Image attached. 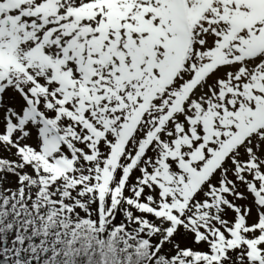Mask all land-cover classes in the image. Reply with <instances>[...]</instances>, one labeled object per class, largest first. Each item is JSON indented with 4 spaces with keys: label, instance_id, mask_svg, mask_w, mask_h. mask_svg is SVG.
Here are the masks:
<instances>
[{
    "label": "snow or ice",
    "instance_id": "snow-or-ice-1",
    "mask_svg": "<svg viewBox=\"0 0 264 264\" xmlns=\"http://www.w3.org/2000/svg\"><path fill=\"white\" fill-rule=\"evenodd\" d=\"M0 264H264V0H0Z\"/></svg>",
    "mask_w": 264,
    "mask_h": 264
}]
</instances>
